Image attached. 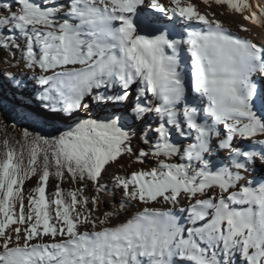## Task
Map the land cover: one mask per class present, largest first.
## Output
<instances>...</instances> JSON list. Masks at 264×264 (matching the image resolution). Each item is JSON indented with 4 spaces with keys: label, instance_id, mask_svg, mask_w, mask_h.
I'll return each instance as SVG.
<instances>
[{
    "label": "snow or ice",
    "instance_id": "obj_1",
    "mask_svg": "<svg viewBox=\"0 0 264 264\" xmlns=\"http://www.w3.org/2000/svg\"><path fill=\"white\" fill-rule=\"evenodd\" d=\"M202 3L264 28V0ZM0 50L55 133L5 142L0 264H264V43L191 0H0Z\"/></svg>",
    "mask_w": 264,
    "mask_h": 264
},
{
    "label": "rangeland",
    "instance_id": "obj_2",
    "mask_svg": "<svg viewBox=\"0 0 264 264\" xmlns=\"http://www.w3.org/2000/svg\"><path fill=\"white\" fill-rule=\"evenodd\" d=\"M164 24V23H163ZM177 38V37H176ZM10 53L8 52H4L2 50H0V57L2 56H9ZM20 58V53L19 51L16 52V59ZM15 64V61L12 62V65ZM8 63L3 62L2 60H0V78L3 79L4 84L9 88V91L11 93V95H9V98H7V104H14L15 106H17L16 104V98L19 97L21 95L20 91L16 88V83L15 81H19L22 80L24 81V83L26 84V81L23 79L24 76L27 77V79H33L32 73L29 71H26L25 69H23V67H14ZM15 76V80L12 79V76ZM7 76V77H6ZM39 90H42L41 86L38 85H30L27 86V89L24 91L23 95L25 96H34L35 93L38 94ZM1 111V110H0ZM2 112V111H1ZM8 116H10L12 113L10 111L7 110ZM15 124V128L19 129L22 124L19 121H16ZM5 142H7V145L9 148H14L17 153L20 152L21 150V145H27L26 142H24L23 144H19L17 146H15L12 141L10 139H8L6 136H4L2 138V140L0 141V151H3V154L6 152V148H5ZM223 150H221V157H224V154H222ZM25 162L27 161V150H25V156H24ZM219 163V161H218ZM101 183H105L104 180L101 181ZM62 187L65 190H68L69 188L75 187L74 184L69 183L67 180L62 184ZM109 188H111V185H108ZM27 190H24L25 193V197H27L28 195ZM88 195H91L92 193L88 190H86ZM109 195V194H108ZM110 196V195H109ZM119 195H117V199H118ZM25 203H27V201L25 200ZM109 205L110 204H101L100 210L96 213V215H100L103 211H108L109 210Z\"/></svg>",
    "mask_w": 264,
    "mask_h": 264
},
{
    "label": "trees",
    "instance_id": "obj_3",
    "mask_svg": "<svg viewBox=\"0 0 264 264\" xmlns=\"http://www.w3.org/2000/svg\"><path fill=\"white\" fill-rule=\"evenodd\" d=\"M7 77V76H6ZM9 95H11L9 88L4 84V81L2 78H0V104L8 111H10L12 114L10 115V119L13 121H19L23 123V126L20 129H16L8 120H6L1 114H0V141L4 136H6L8 139L12 141V143L17 146L19 144H23L26 142L27 144L30 143V138L26 139L24 137V131L27 129V131L33 135L39 133L40 135H49V134H55L54 130H51L50 127H43V128H36L31 126L27 121H25L19 114L17 106L14 104H7V98H9ZM37 95V93L34 94V96ZM4 156L3 151H0V159H2ZM37 183V178L32 177L31 179L27 180L24 185V190L29 191L31 188H33ZM59 183V181L55 177H50L49 183H48V189L47 192L50 195L54 190L56 184ZM62 187V185H61ZM63 188V187H62Z\"/></svg>",
    "mask_w": 264,
    "mask_h": 264
},
{
    "label": "bare ground",
    "instance_id": "obj_4",
    "mask_svg": "<svg viewBox=\"0 0 264 264\" xmlns=\"http://www.w3.org/2000/svg\"><path fill=\"white\" fill-rule=\"evenodd\" d=\"M161 2L165 3V5L167 6L168 0H161ZM191 2L196 6V8L201 13H216V18L223 21L226 27L230 28L233 32L237 33L238 35L242 37L247 36L248 38L253 39L257 43H264V28H261L258 25H255V26L252 25L250 21L244 20L239 14H234L232 16H229L225 12L224 8H221L220 6H217L214 3L211 4V6H207L204 3H202V0H191ZM250 2L255 5L258 3V0H250ZM163 23L168 25L170 28L174 29L176 33L181 32V26L175 20L163 21ZM239 25L247 26L248 28H250V31L249 32L241 31L239 28ZM177 38L179 37L177 36ZM23 79L26 81V85L29 87L30 85L36 84L34 79H27V77L25 76ZM222 154H224V156L227 155V153L224 151L222 152ZM108 194L111 195L110 192ZM112 203L114 202L109 199L108 204L111 205Z\"/></svg>",
    "mask_w": 264,
    "mask_h": 264
},
{
    "label": "water",
    "instance_id": "obj_5",
    "mask_svg": "<svg viewBox=\"0 0 264 264\" xmlns=\"http://www.w3.org/2000/svg\"><path fill=\"white\" fill-rule=\"evenodd\" d=\"M0 110L2 111H0V114L6 119V120H8L14 127H15V124L14 123H16V121H13V120H11L10 119V116H8V113H7V110L0 104ZM22 124V126H23V123H21ZM21 126V127H22ZM20 127V128H21ZM19 128V129H20ZM36 128H38V127H36ZM51 128V127H50ZM51 130H54L53 128H51Z\"/></svg>",
    "mask_w": 264,
    "mask_h": 264
}]
</instances>
